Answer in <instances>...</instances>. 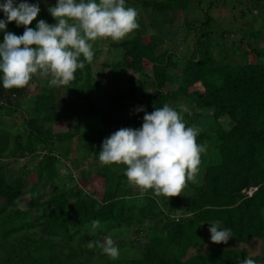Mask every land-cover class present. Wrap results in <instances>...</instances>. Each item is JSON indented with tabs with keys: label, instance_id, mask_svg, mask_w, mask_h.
<instances>
[{
	"label": "trees",
	"instance_id": "obj_1",
	"mask_svg": "<svg viewBox=\"0 0 264 264\" xmlns=\"http://www.w3.org/2000/svg\"><path fill=\"white\" fill-rule=\"evenodd\" d=\"M203 1L198 0V6ZM244 1L239 19L264 11V0ZM27 2L39 3L41 9L29 27L35 28L40 19L56 23L45 7L55 6L57 0ZM215 2L221 3L209 0L206 8ZM135 4L157 21L158 28L148 30L137 11L139 27L122 41L109 42L112 59L104 65L110 67L117 87L94 79L92 66L100 51L95 42H90L93 62L85 61L68 86L38 88L34 81L39 76H33L24 88L5 89L0 73V264H241L249 257L264 264V246L257 256L239 246L252 239L264 243V47L257 45L258 30L251 25L248 36L253 42H232L227 54L218 57L215 49L224 31L213 33L215 17L207 9L200 8L204 20L191 21L186 13L189 0H136ZM154 9L180 12L185 29L196 34L188 53L177 54L167 47L176 31L171 24L166 27V18H154ZM0 19H6L2 11ZM196 20L198 27L192 24ZM261 25L264 30V21ZM24 30L15 22L7 25V31L16 35ZM166 35L172 36L168 42L163 40ZM3 36L0 30V42ZM176 82L174 90L166 88ZM30 85H35L34 93ZM120 86L128 87L123 91ZM146 86L152 88V95ZM179 96L192 102L195 121L188 120L191 114L181 112L178 103L174 109L181 112L186 126L200 129L197 143L206 145L196 180L172 198L158 197L151 189L142 193L128 183L126 165L99 161L102 143L120 128H140L145 112L169 105ZM25 100L33 102L31 111L20 106ZM2 110L11 116H2ZM64 110L69 112L62 119L71 129L54 132L53 121ZM224 117L229 124L221 120ZM76 140L83 146L81 159L88 162L87 170H79L74 178L60 174L59 167L64 166L63 158H74L78 152L70 154L72 149L67 148L66 156L60 157L56 151ZM26 156L40 159L28 171L35 181L30 178L24 200V180H12L5 163ZM78 161L73 159L69 166L77 169ZM49 183L50 193L43 197L41 189ZM93 220L100 221L95 230ZM211 222L231 229L227 245L211 241ZM108 236L118 245L117 259L98 246L88 247Z\"/></svg>",
	"mask_w": 264,
	"mask_h": 264
},
{
	"label": "clouds",
	"instance_id": "obj_2",
	"mask_svg": "<svg viewBox=\"0 0 264 264\" xmlns=\"http://www.w3.org/2000/svg\"><path fill=\"white\" fill-rule=\"evenodd\" d=\"M0 11L6 17L0 19L4 31L0 73L5 89L24 88L33 76L48 78L51 86H68L85 61L93 62L90 42L109 38L120 42L139 27L137 10L126 7L125 0H57L48 8L56 23L40 19L35 28L29 25L41 11L39 3L4 0ZM10 22L24 26L23 34L7 31ZM182 111L187 109L181 106ZM181 112L167 104L145 112L140 128L123 127L104 139L99 161L126 165L128 183L142 193L151 189L158 197L179 196L189 181L195 182L201 153L206 151V145L197 143L200 129L186 126ZM91 226L95 230L100 221L93 220ZM209 232L216 244H226L232 237L231 229L221 228L218 222H211ZM96 246L112 259L119 256L111 236L102 243L88 244L89 248ZM241 264L257 262L249 257Z\"/></svg>",
	"mask_w": 264,
	"mask_h": 264
},
{
	"label": "rangeland",
	"instance_id": "obj_3",
	"mask_svg": "<svg viewBox=\"0 0 264 264\" xmlns=\"http://www.w3.org/2000/svg\"><path fill=\"white\" fill-rule=\"evenodd\" d=\"M127 2H125V6L127 7H136V10L138 12H141V8H139V6H137V4H135L136 0H125ZM190 4H191V8L189 11H186L187 13V17L192 20H194V18H200L204 20V12L206 11V4L207 1L209 0H204L201 7L198 6V0H189ZM221 3H217L215 2L214 5L211 6V9L209 8V10L207 9V13H209L211 16L215 17V22L213 24L212 27V31L215 34H220V32L223 30L224 32L222 33L223 39L221 40V42H219V47H217L215 50L217 52L220 53V56H224L227 54V50L228 48L231 46V43H236L239 44L240 39H243V42H253L254 39L250 38L248 36L249 30H250V26L253 25L254 28H256L258 30V33L256 35V42L257 45H259V47H264V30H260V26L261 23H263L264 21V11L262 10H256V12H254V15H249L246 20L244 19H239V10L240 9H244V6H246L245 1L244 0H237L234 3H230L229 5L227 4H222L225 0H220ZM20 0H15V3H19ZM234 4V5H233ZM48 5V3H47ZM51 7L48 5V7H45L48 11V8ZM202 8V10L200 9ZM245 10V9H244ZM49 12V11H48ZM154 14L153 17L156 19H161V18H166L167 21V25L166 27L168 28L169 25L171 24L173 26V30L176 31V35L173 36V43L168 44L167 47H169L170 49H173L176 51V53L178 54H183L184 52H189V50L191 49V44L194 42L195 40V36L196 34L192 31V30H186L185 27L183 26V19H182V15H180V12L177 11L176 13H174L172 10H168L166 12L161 13V11H157L156 9L153 10ZM142 13V18L143 21L146 25V27H149L148 30H157V21L150 19L148 16H146L145 14ZM185 14V13H184ZM245 14V13H244ZM256 21V22H255ZM198 21L196 20L195 23L193 22L192 24L194 26L198 27ZM164 37V36H163ZM172 38V36H165L163 38L164 41L168 42L167 40H170ZM112 41L110 38L109 39H99L95 42L94 47H99L100 51L98 52L96 59L93 63L92 69H93V74H94V79L96 80H100L101 83L105 84V85H109L110 87H117L116 82L113 80L112 78V74L109 71L108 66H105L104 63L107 60L112 59V56L110 55V52H108V47H109V42ZM178 69L175 70V72H177ZM48 78H43V77H36L35 78V83L37 84L38 88H46L47 90H50L51 85L50 84H46V80ZM108 86V87H109ZM177 86V82L176 84H170L167 83L166 88L169 90H174ZM128 87V86H127ZM127 87L124 86H120V89L123 91L127 90ZM30 92L34 93L35 90V85H30ZM58 89V87H57ZM147 92L152 95V88L149 86H146ZM25 96H22L21 98H24ZM143 97V96H141ZM146 99V97H145ZM177 103L181 106H184V108L187 109V111H182L185 114H191L188 117V120L190 119V122H194L196 117H193V113H194V107L192 105V102L189 100H186L184 97L179 96L177 101H169V106L172 108H175ZM20 106L22 108H25L29 111H31V108L33 107V102L32 101H22ZM181 111V109H180ZM68 110H64V112L62 113L61 117L57 119H54L53 121V128L52 130L54 132L57 131H62V132H66L67 130H70V124L69 121H66L65 119H62V117H66V115L68 114ZM2 116L5 117H10L11 113L7 110H2L1 111ZM222 121L227 122V119L224 117L221 119ZM229 124V122H227ZM76 140V142H66L63 143V145H61V147L59 148V146L57 147L58 151H56V154H58L60 157L66 156L65 152L67 148H71L72 150L69 152L74 153V151H77L78 153H76L74 158H71L70 156L67 155V157L62 159V162L64 164V166H60L59 167V173L63 174V175H67L68 173L72 174L75 177L78 176V171L79 170H87V162H88V158H84L81 159V156L84 155L83 153V146L81 144H79V142ZM35 156H26V157H22V158H17V159H7L4 160L5 163V168L7 171H9V175L10 178H12V180H16V179H22L24 180V187H23V193H24V200L28 198L27 195H29V186L31 182L35 181V177L33 176L32 172H28V171H33V169H35L36 167V163L38 162V160L40 159L39 156L35 157ZM79 158L78 161V168L74 169L73 166H69V162L72 161L73 159L77 160ZM31 178V180H30ZM31 182H30V181ZM52 183L47 184V186L45 187V189H41V194L43 193V197H46L48 193H50V187H51ZM92 190L94 191V188H92ZM133 190V189H132ZM134 191V190H133ZM135 192V191H134ZM98 194H100V191L96 192ZM251 193V190L248 192ZM210 232H209V236H210ZM227 245V243L225 244ZM118 246V245H117ZM127 246V245H126ZM125 246V249H127V247ZM239 246H243L245 247V251L250 255V256H257L261 250V248L264 246V243L262 242V240H258V239H252L250 240L247 244H243V245H239ZM129 248V247H128ZM132 255H136L137 251L133 250L132 251Z\"/></svg>",
	"mask_w": 264,
	"mask_h": 264
}]
</instances>
